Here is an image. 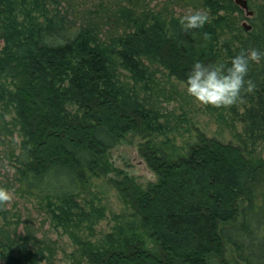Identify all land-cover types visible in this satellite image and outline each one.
<instances>
[{"label": "trees", "instance_id": "16d2710c", "mask_svg": "<svg viewBox=\"0 0 264 264\" xmlns=\"http://www.w3.org/2000/svg\"><path fill=\"white\" fill-rule=\"evenodd\" d=\"M182 1L210 10V22L185 31L179 19L138 13L137 6L74 15L60 10L59 0H0V106L14 112L22 138L6 155L14 174L0 187L35 201L69 237L79 262L211 264L215 257L264 264V159L252 157L264 150V2L247 37L228 16L242 12L233 0ZM251 48L262 55L250 60L255 88L239 102L242 145L199 132L185 156L148 147L143 157L158 181L143 188L129 175L113 180L128 209L104 238H83L80 232L93 231L106 215L83 199L91 178L108 177L110 150L130 133L156 131L163 118L124 74L144 84L158 65L186 84L194 61L227 65ZM15 218L0 212V263L54 264L55 248L32 227L18 233Z\"/></svg>", "mask_w": 264, "mask_h": 264}, {"label": "rangeland", "instance_id": "374dc122", "mask_svg": "<svg viewBox=\"0 0 264 264\" xmlns=\"http://www.w3.org/2000/svg\"><path fill=\"white\" fill-rule=\"evenodd\" d=\"M246 1L253 15L249 16L247 11L235 2L242 12L228 13V16L237 29H241L243 34L249 37L250 33L255 32L257 7L264 0ZM59 2L60 10H70L74 15L98 11L109 16L114 14L120 6L134 9L137 6L138 13L146 10L145 13L180 20L181 16L195 10L193 7L186 6L182 0H59ZM2 44L0 42V46ZM127 76L128 74H124V81L131 87H135L145 97L150 98L163 118L159 121L160 129L158 127L156 131L143 129L140 132L128 134L109 152L108 160L112 164L113 171L108 177L91 178L83 199L103 207L106 215L93 226V231L86 230L83 231L84 233L80 232V235L96 242L113 230L116 225L114 217L128 209L120 192L112 184L113 180L121 181L125 175H129L143 188L158 181L157 175L149 168L143 157L148 147L157 149L161 154L171 158H178L185 156L191 146L196 144L199 132L204 133L208 138L237 146L242 145L240 139H243L245 130V123L242 120L244 108L240 106V103L236 105V112L233 105L217 108L201 104L188 94L187 85L184 82L171 76L161 66H150L149 75L144 84L135 86L133 80ZM13 118L14 112H11V108L0 106V154L3 155V158L0 155V181H5L7 177H12L14 174V169L7 161L6 155L11 149H18L22 141L16 132ZM252 157L264 159L263 148L258 147L256 152L252 153ZM8 192L11 199L6 205H0V212L10 216L16 215L15 220L20 218L21 223L17 226L18 233L24 235L25 228L32 227L38 239L47 240L55 248L54 264H87L72 258L76 247L67 235L62 234V229L57 231L53 228L48 216L37 209L35 201L17 196L12 191ZM258 192L264 199V183L260 185ZM2 223L0 221V225ZM147 244L152 243L147 240ZM227 248L226 261L232 258L230 247L227 246ZM220 261L221 259L214 257L211 264H220Z\"/></svg>", "mask_w": 264, "mask_h": 264}, {"label": "clouds", "instance_id": "9594fccd", "mask_svg": "<svg viewBox=\"0 0 264 264\" xmlns=\"http://www.w3.org/2000/svg\"><path fill=\"white\" fill-rule=\"evenodd\" d=\"M210 22V10L197 8L180 17L185 31L202 29ZM207 37L210 34L205 32ZM255 48L242 49L231 57L230 64L211 63L196 60L186 76L187 92L204 105L217 108L236 105L245 98V93L253 91L255 83L249 75L250 60L261 57ZM11 197L5 189H0V205H6Z\"/></svg>", "mask_w": 264, "mask_h": 264}, {"label": "water", "instance_id": "95a60500", "mask_svg": "<svg viewBox=\"0 0 264 264\" xmlns=\"http://www.w3.org/2000/svg\"><path fill=\"white\" fill-rule=\"evenodd\" d=\"M235 2L240 5L243 10L247 11L249 16L253 15V12L249 10V6L246 0H235Z\"/></svg>", "mask_w": 264, "mask_h": 264}]
</instances>
